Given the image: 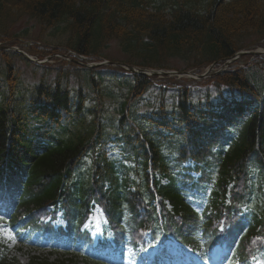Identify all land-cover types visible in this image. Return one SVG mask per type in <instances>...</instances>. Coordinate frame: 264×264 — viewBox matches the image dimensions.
I'll use <instances>...</instances> for the list:
<instances>
[{
  "label": "trees",
  "instance_id": "trees-1",
  "mask_svg": "<svg viewBox=\"0 0 264 264\" xmlns=\"http://www.w3.org/2000/svg\"><path fill=\"white\" fill-rule=\"evenodd\" d=\"M149 8L153 12H149ZM25 16L37 21L41 28L52 27L54 33L68 35L65 42L67 47L81 54H98L101 49L108 47V44L102 43L107 38L119 41L121 51L142 67L172 68L165 63V59L171 57L182 61L185 68H201L245 47L249 35L264 38V0H155L150 5L145 0H0V38L7 35L10 23ZM143 36L148 37V42L142 40ZM24 64L31 67L33 74L39 70L17 54L0 53V153L8 145L27 152L34 151L36 146L32 133L41 135L37 146L41 142L48 143L32 170L29 198L21 204L25 221L33 222L44 204L59 199L62 176L70 175L75 160L84 151H89L99 169V180H89L87 187L93 189L96 186L101 190L102 181L109 183L110 189L105 194L111 204L108 209L111 216L116 214L118 203L121 200L128 201L129 196L133 213L129 227L152 231L165 228L177 238L191 240L183 232L184 225H196L198 216L188 209L183 191L174 186V181L166 187L156 184V193L172 207V211H169L162 201L157 214L152 205L154 194L148 188V176L143 174L138 184L133 181L132 184L141 192L137 190L130 194L125 191L128 184L126 171L121 176L124 182L120 189L112 163L104 159L102 140L108 136L104 131L108 128L106 123L113 120L105 110V99L108 94L110 99H119L126 90H131L133 81L127 79L125 85H118L107 94L84 96L69 88L67 82L72 75L79 82L84 81L87 74L82 76L83 69L58 70L52 82L54 85L47 84L42 78L39 85L28 90L29 94L22 95L20 75ZM260 68L264 70V64ZM47 73L48 70H43V75ZM136 80L133 87L136 95L152 93L161 98L157 101L159 105L151 109L162 112L153 113L154 116L170 120V125L164 126L166 132L178 128L182 130L188 120H194V114L201 104L194 100L195 92L190 85L169 81L167 89H164L151 85L142 77ZM205 83L206 86L215 85L217 89L226 86L223 94L226 98L233 99L241 93L250 95L252 99L244 103L247 109L239 112L240 115L251 113L248 121L237 131L238 141L232 152L218 158L211 153L206 155L205 144L198 137L187 140V137L183 138L177 133L175 135L181 145L175 151L181 154L182 161L192 160L198 165L195 171L202 174V179L196 187L204 189L208 178L214 177V199L210 213L204 218L205 223H213L216 227L221 220L224 219L226 223L230 219L228 213L222 214L223 210L220 209L227 198L233 205H246L250 190L248 184L254 176L259 179V186L252 189L255 199L249 209L254 214L249 213V217L252 216L253 221L257 222L255 220L261 211L264 216V110L259 114L257 111L260 109L255 111L253 103L254 100H264V71L261 73L260 70L259 75L249 70L228 72ZM206 97L208 100H217L209 91ZM170 100L171 105L164 107L165 101L167 103ZM35 103H44L52 108L40 114L33 111ZM226 103L228 100L221 105ZM211 108L223 114L226 112L218 102L211 103ZM166 109L168 113H165ZM145 121L154 124L151 119ZM33 123L39 124L34 131L31 128ZM147 130L141 126L143 141L136 134L133 138L124 135L127 149L132 154L130 160L141 156L143 168L147 167L145 144L152 157V166L166 171L161 146L171 142L167 137L150 135ZM214 166V171L211 170L209 174L210 167ZM262 224L263 227L258 228V224L253 223V229L258 231L259 237L264 236V221Z\"/></svg>",
  "mask_w": 264,
  "mask_h": 264
},
{
  "label": "rangeland",
  "instance_id": "rangeland-1",
  "mask_svg": "<svg viewBox=\"0 0 264 264\" xmlns=\"http://www.w3.org/2000/svg\"><path fill=\"white\" fill-rule=\"evenodd\" d=\"M12 32L15 34H22V32H26V36L23 37V40H27V41L19 43L25 47L29 45L30 42H33V43L42 42L41 40H42L43 34L40 32L38 25L27 19L20 20L19 22H17L15 26L13 27ZM46 39L47 38H45V41ZM60 42H57V43L50 42V44L48 45L51 48L62 49L63 45H61ZM59 47H62V48H59ZM110 155L115 156V154L112 152L110 153ZM89 220L90 221L88 224V228H89L90 234L92 235L93 238L100 237V234L102 230L105 228L106 223L102 215L100 214L99 210H95V212L92 214ZM0 233L2 235V237L0 235V241L5 240L7 242V247H8V251H6L7 258L14 259L17 262V264H28L31 258H37L36 260L39 263L46 261L49 264H80L81 262V260L77 259L76 257H71L69 255L54 254V253L49 252L46 249L38 248L35 245L23 243L20 241H15L14 239L11 238L10 235L4 234L1 230H0ZM152 255H153V252L151 251H147L145 253V256L149 258ZM70 258H75V259H70ZM69 259L71 261H69Z\"/></svg>",
  "mask_w": 264,
  "mask_h": 264
}]
</instances>
